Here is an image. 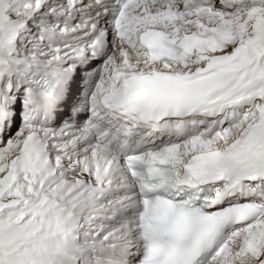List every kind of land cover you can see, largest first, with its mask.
Here are the masks:
<instances>
[{
    "label": "snow or ice",
    "instance_id": "1",
    "mask_svg": "<svg viewBox=\"0 0 264 264\" xmlns=\"http://www.w3.org/2000/svg\"><path fill=\"white\" fill-rule=\"evenodd\" d=\"M0 264H264V0H0Z\"/></svg>",
    "mask_w": 264,
    "mask_h": 264
}]
</instances>
